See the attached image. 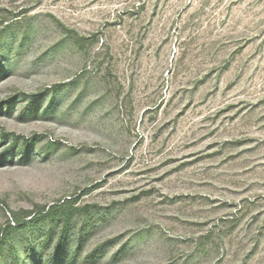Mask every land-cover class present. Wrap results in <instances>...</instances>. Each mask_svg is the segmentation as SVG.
I'll return each instance as SVG.
<instances>
[{"label": "rangeland", "instance_id": "1", "mask_svg": "<svg viewBox=\"0 0 264 264\" xmlns=\"http://www.w3.org/2000/svg\"><path fill=\"white\" fill-rule=\"evenodd\" d=\"M14 253L264 264V0H0Z\"/></svg>", "mask_w": 264, "mask_h": 264}, {"label": "trees", "instance_id": "2", "mask_svg": "<svg viewBox=\"0 0 264 264\" xmlns=\"http://www.w3.org/2000/svg\"><path fill=\"white\" fill-rule=\"evenodd\" d=\"M55 208L56 207H50V209L46 213H44V215L49 216V217H51L54 220L58 214H63L64 213V209H61V210L57 211ZM30 217L31 218L29 220L21 221L22 224H20L19 226L25 225V224H31V223H33L36 220V216H34V215L32 216V214H31ZM12 229H14V227L9 225V229L6 232V234H9L10 230H12ZM13 264H18L17 255L15 253H14V257H13Z\"/></svg>", "mask_w": 264, "mask_h": 264}]
</instances>
